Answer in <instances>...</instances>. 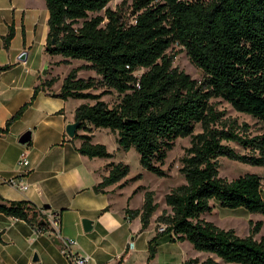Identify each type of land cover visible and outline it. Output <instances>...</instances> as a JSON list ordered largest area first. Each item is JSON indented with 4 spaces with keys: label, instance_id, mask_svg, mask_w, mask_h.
<instances>
[{
    "label": "trees",
    "instance_id": "obj_1",
    "mask_svg": "<svg viewBox=\"0 0 264 264\" xmlns=\"http://www.w3.org/2000/svg\"><path fill=\"white\" fill-rule=\"evenodd\" d=\"M43 1L48 12L44 53L60 59L56 66L81 62L62 79L56 95L84 102L74 111L78 129L71 140L79 141L80 155L111 160L106 147L93 142L96 129H107L118 150L134 149L143 170L164 177L175 141L189 138L178 169L184 183L163 198L169 212L157 217L164 230L157 227L149 241L150 258L158 240L166 238L208 255L182 264H264V236L254 239L260 223L241 238L202 218L216 206L264 216L258 175L247 173L231 181L219 176L221 158L264 167V135L249 137L245 124L230 121L212 102H224L264 124V0H132L128 14L108 8L113 0ZM13 37L10 26L2 38L4 49ZM174 47L201 72L200 80L172 66L175 55L168 50ZM8 68L0 67V72ZM81 72L89 73L82 77ZM58 81L53 77L41 87L50 89ZM38 91L36 87L31 100L0 127V134L8 133ZM112 94L117 102L110 106L102 98ZM106 170L98 191L120 183L130 172L122 162H109ZM139 190L144 191L141 208L125 209V214L130 220L139 217L144 229L158 204L153 192L143 187L135 192ZM47 212L29 201L0 199V215L24 221L40 233L48 228Z\"/></svg>",
    "mask_w": 264,
    "mask_h": 264
},
{
    "label": "crops",
    "instance_id": "obj_2",
    "mask_svg": "<svg viewBox=\"0 0 264 264\" xmlns=\"http://www.w3.org/2000/svg\"><path fill=\"white\" fill-rule=\"evenodd\" d=\"M47 20L43 0H0V67L9 66L0 72L1 128L39 87L20 119L8 133L0 134V199L29 201L40 208L48 205L47 220L50 216L59 220L57 235L75 241L70 251L89 256L91 264H134L130 259L135 245L129 248V244L140 239L141 234L136 233L140 226L137 219L126 216L125 209L136 210L130 206L135 195L121 202L123 190L132 181L128 174L120 183L98 191L97 186L108 175L106 165L118 163L115 156L111 160L88 159L76 151L79 141L66 135V125L74 123V111L83 103L56 97L67 75L59 76L58 69L69 65L56 66L60 59L44 53ZM10 26L14 37L6 50L2 38ZM22 54L26 55L24 61L19 60ZM70 67L75 66L72 63ZM44 69L46 74L42 75ZM53 77H59L56 84L50 89L41 87ZM28 131L30 142L21 146L18 140ZM93 142L97 143L95 136ZM24 148L26 167L19 165ZM10 179L19 180L26 189L6 184ZM125 180L127 184L120 187ZM140 192L144 193L139 190L135 194ZM84 219L91 222L89 232L83 230ZM57 235L49 225L37 233L24 221L0 215V264H68ZM35 254L37 260L33 261Z\"/></svg>",
    "mask_w": 264,
    "mask_h": 264
},
{
    "label": "rangeland",
    "instance_id": "obj_3",
    "mask_svg": "<svg viewBox=\"0 0 264 264\" xmlns=\"http://www.w3.org/2000/svg\"><path fill=\"white\" fill-rule=\"evenodd\" d=\"M132 0H113L107 7L115 10L121 9L123 13L128 14ZM103 15V11L99 13ZM94 16V15H92ZM170 55H175L173 59L172 66L180 71H183L189 75L192 79L200 80L202 75L201 72L193 66L184 51L180 50L178 47H174L168 50ZM81 62L79 60H73V66L77 67ZM72 67L63 66L59 68V76H65L68 70ZM89 73V72H88ZM87 72H81L82 77L88 75ZM141 73V71L139 72ZM108 105H112L117 102V97L115 94L105 96L102 98ZM84 103L79 101L77 103ZM216 103V107L219 111H223L230 121L235 120L238 125L245 124L248 129V136L255 137L264 135V124L258 122L257 120L241 113L235 112L229 105L218 100H212ZM74 103V102H70ZM69 110V108H68ZM198 126L196 127V132H198ZM95 141L106 147L107 151L114 155V161H122L124 164L129 166L130 173L129 179L138 178L132 181V185L128 186L123 190L125 196L123 201L127 200L128 196H133L130 203L131 208L140 209L143 200L144 193H134L139 187H144L147 191L154 193V202L158 204L156 212L152 215L149 220L148 225L142 229L140 218L136 217L138 220L139 229L136 233H140L141 237L138 241L134 242L135 245L134 252L131 255L130 263L134 264H182L188 260H198L203 261L208 257V255L196 252L192 249L191 245L184 243H170L166 238H160L157 242V252L153 258H150V252L148 251V243L156 235L157 217L162 213V211L169 212V209L164 204V196L169 193L173 188L184 183L182 176L179 174L178 169L180 167V159L183 156V150L189 146V138L177 139L174 143L173 149L168 152L163 170L166 173L164 177H158L143 170L139 164L138 154L134 149H130L128 152H123L117 149V144L115 142V135L107 129H96L94 131ZM228 146L233 148L236 152L240 154L247 153L246 150L235 145L234 143H226ZM219 176L227 181L234 180L245 174H256L258 175L262 182V196L264 197V167H252L238 162L230 161L226 158L219 159ZM204 220L213 223L220 229L233 230L234 233L241 237L246 238L249 236L250 229L257 223H260L261 229L254 239L259 240L261 236H264V216L258 214H249L244 209H227L220 208L218 206L213 208L210 215H204L202 217Z\"/></svg>",
    "mask_w": 264,
    "mask_h": 264
},
{
    "label": "built area",
    "instance_id": "obj_4",
    "mask_svg": "<svg viewBox=\"0 0 264 264\" xmlns=\"http://www.w3.org/2000/svg\"><path fill=\"white\" fill-rule=\"evenodd\" d=\"M19 165L26 167L28 165V161H27V152H26V148H24L19 155ZM6 184L12 186V187H18L22 190L26 189V186L22 185L21 182L17 179H10L8 181H6ZM48 225L50 228H52L54 231H56V235L58 233V227H59V220L57 217L54 216H50L48 218ZM164 230V226L160 225L158 232H162ZM37 233H40L37 231ZM61 245H62V253L66 259V261L68 262V264H91V258L87 255H78V254H74L70 251V248L74 245H76L75 241H71L69 239H64L59 237V235H57ZM133 247V243L129 244V248Z\"/></svg>",
    "mask_w": 264,
    "mask_h": 264
},
{
    "label": "water",
    "instance_id": "obj_5",
    "mask_svg": "<svg viewBox=\"0 0 264 264\" xmlns=\"http://www.w3.org/2000/svg\"><path fill=\"white\" fill-rule=\"evenodd\" d=\"M26 59V55L25 54H22L20 57H19V60L20 61H24ZM46 74V69H44L42 71V75H45ZM78 129V124L76 122L74 123H70L68 125H66L65 127V133L66 135L70 138V139H73V137L75 136V133ZM30 138H31V133L28 131L26 133H24L23 135L20 136L19 140H18V143L21 145V146H27L30 142ZM43 209L44 210H49V206L48 205H44L43 206ZM91 222L89 220H86L84 219L82 221V227H83V230L85 232H89L91 230ZM37 260V257H36V254L33 256V261H36Z\"/></svg>",
    "mask_w": 264,
    "mask_h": 264
}]
</instances>
